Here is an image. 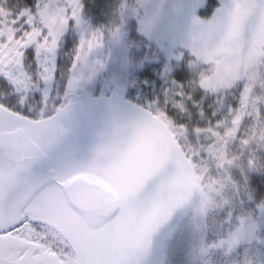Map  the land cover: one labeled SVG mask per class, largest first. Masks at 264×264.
<instances>
[{"label": "snow or ice", "instance_id": "obj_1", "mask_svg": "<svg viewBox=\"0 0 264 264\" xmlns=\"http://www.w3.org/2000/svg\"><path fill=\"white\" fill-rule=\"evenodd\" d=\"M0 264H264V0H0Z\"/></svg>", "mask_w": 264, "mask_h": 264}]
</instances>
